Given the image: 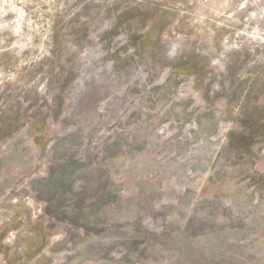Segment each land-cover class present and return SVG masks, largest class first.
Instances as JSON below:
<instances>
[{
  "label": "rangeland",
  "instance_id": "374dc122",
  "mask_svg": "<svg viewBox=\"0 0 264 264\" xmlns=\"http://www.w3.org/2000/svg\"><path fill=\"white\" fill-rule=\"evenodd\" d=\"M0 264H264V0H0Z\"/></svg>",
  "mask_w": 264,
  "mask_h": 264
}]
</instances>
